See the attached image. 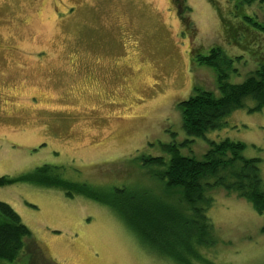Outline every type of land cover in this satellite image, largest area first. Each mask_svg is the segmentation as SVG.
Instances as JSON below:
<instances>
[{"label": "rangeland", "instance_id": "obj_1", "mask_svg": "<svg viewBox=\"0 0 264 264\" xmlns=\"http://www.w3.org/2000/svg\"><path fill=\"white\" fill-rule=\"evenodd\" d=\"M185 6L189 26L168 0H0V175L25 178L48 166L43 174L67 183L19 180L0 186V202L60 264H173L110 205L177 202L166 166L150 161L168 162L173 145L203 160L211 141L241 142L264 177V108L232 112L206 138L183 124L188 97L220 98V82L243 83L264 66V30L255 24L264 23V0ZM192 43L202 55L221 48L230 65L195 61ZM211 196L213 224L201 233L209 246L195 247L203 256L190 263L264 264V214L222 188Z\"/></svg>", "mask_w": 264, "mask_h": 264}, {"label": "trees", "instance_id": "obj_2", "mask_svg": "<svg viewBox=\"0 0 264 264\" xmlns=\"http://www.w3.org/2000/svg\"><path fill=\"white\" fill-rule=\"evenodd\" d=\"M172 1L185 26H189L187 10L190 8L185 6V0ZM255 24L264 30V23ZM225 55L221 48H213L208 55H202L191 44V58L202 64H220L222 69L224 65L229 66L231 63V60L223 62L227 59ZM220 88V98L205 91L192 96L183 104V124L188 135L206 138L207 132L226 125L227 116L239 109L248 108L249 113L261 111L264 108V66L245 82H220ZM248 101H255V106L248 107ZM192 141L188 140L189 143ZM211 144L203 160L182 154L181 144L169 148L172 155L168 162L161 157L150 160L153 164L166 166V186L175 191L177 202L166 203L163 199L154 198L144 210L132 208L131 211L123 206H119L120 210L117 204L114 206L110 203L141 234L145 248L167 258L173 264H191L193 257L202 259V253L198 255L194 248L199 245L209 246L201 233L202 228L213 224L210 223L208 212L214 189L222 188L228 194L234 193L252 203L258 213L264 214L261 160L245 158V144L241 142L225 139L220 142L211 141ZM47 169L48 166L37 168L31 176L18 179L0 175V186L25 180L65 189L66 182L43 174ZM86 192L79 190V193ZM67 195L74 196L73 192H67ZM0 264H60L54 259L48 245L38 240L14 208L4 202H0Z\"/></svg>", "mask_w": 264, "mask_h": 264}, {"label": "flooded vegetation", "instance_id": "obj_3", "mask_svg": "<svg viewBox=\"0 0 264 264\" xmlns=\"http://www.w3.org/2000/svg\"><path fill=\"white\" fill-rule=\"evenodd\" d=\"M169 5H171V6L173 7V2H172V0H168V6H169ZM183 30H184V31H182V32L186 33V27H185V26H183ZM185 36H187V34H185ZM190 40H191V39H190ZM190 40H189V42H190ZM132 52H133V51H132ZM190 98H191V97H188V98L185 100V102H188Z\"/></svg>", "mask_w": 264, "mask_h": 264}, {"label": "bare ground", "instance_id": "obj_4", "mask_svg": "<svg viewBox=\"0 0 264 264\" xmlns=\"http://www.w3.org/2000/svg\"><path fill=\"white\" fill-rule=\"evenodd\" d=\"M232 194H234V193H232Z\"/></svg>", "mask_w": 264, "mask_h": 264}]
</instances>
